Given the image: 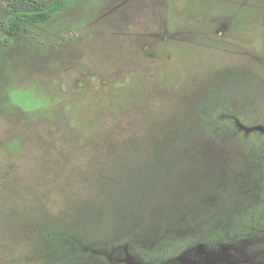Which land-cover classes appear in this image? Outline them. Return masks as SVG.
Returning a JSON list of instances; mask_svg holds the SVG:
<instances>
[{
    "label": "rangeland",
    "instance_id": "obj_1",
    "mask_svg": "<svg viewBox=\"0 0 264 264\" xmlns=\"http://www.w3.org/2000/svg\"><path fill=\"white\" fill-rule=\"evenodd\" d=\"M11 42L0 264H264V0H69Z\"/></svg>",
    "mask_w": 264,
    "mask_h": 264
},
{
    "label": "trees",
    "instance_id": "obj_2",
    "mask_svg": "<svg viewBox=\"0 0 264 264\" xmlns=\"http://www.w3.org/2000/svg\"><path fill=\"white\" fill-rule=\"evenodd\" d=\"M66 4L65 0H6L0 4V15L7 29L29 30L28 22L47 21Z\"/></svg>",
    "mask_w": 264,
    "mask_h": 264
},
{
    "label": "flooded vegetation",
    "instance_id": "obj_3",
    "mask_svg": "<svg viewBox=\"0 0 264 264\" xmlns=\"http://www.w3.org/2000/svg\"><path fill=\"white\" fill-rule=\"evenodd\" d=\"M6 0H0V4L1 3H4ZM67 1V4L64 8L61 9V11H59L58 13H56L55 15H59L61 13H63L64 11L67 10L68 8V5H69V0H65ZM54 16V15H53ZM52 17V16H51ZM51 17L47 20V21H44L42 23H35V22H28L27 23V26L29 27V30H24V29H21V30H18V31H14V29L10 30V29H7L6 26H4L2 20V15H0V31H2L0 33V48L3 49H10V45L8 44L9 40L11 42V44H13L14 46H17L18 45V37L20 36H23V35H28L29 31H30V27L31 25H40V24H45L46 22L50 21ZM169 18L167 17V15L162 18V26L161 28L163 29V33L165 34V36H174V35H178V32L176 31H173V30H177V29H170L169 26H168V23H169ZM230 19H229V22L228 24L226 25L227 22L225 21H222L220 22L217 27L214 29V30H209V31H214L216 32L217 34L223 36V37H230V36H233L235 35L236 37H239L240 36V33L242 32L241 29H239V21L237 23V26L234 28L232 26V24H230ZM256 24L259 22V21H255ZM260 24V23H259ZM242 27V26H241ZM188 31H194V30H191L189 29ZM219 240H215V242L217 243ZM219 245V244H218ZM221 246V245H220ZM219 246V247H220ZM216 248V247H215ZM215 253V252H214ZM216 253H219L218 255L223 257L224 255L221 254V252H216ZM220 257V258H221ZM243 262H249L248 259L244 258L242 259ZM250 263V262H249ZM256 264H260V263H256Z\"/></svg>",
    "mask_w": 264,
    "mask_h": 264
}]
</instances>
